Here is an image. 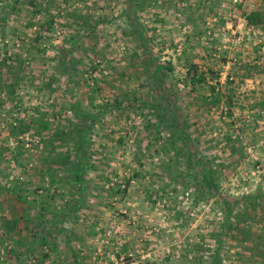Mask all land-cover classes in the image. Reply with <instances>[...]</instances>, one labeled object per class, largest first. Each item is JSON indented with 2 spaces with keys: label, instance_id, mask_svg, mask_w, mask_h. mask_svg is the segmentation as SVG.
Listing matches in <instances>:
<instances>
[{
  "label": "rangeland",
  "instance_id": "rangeland-1",
  "mask_svg": "<svg viewBox=\"0 0 264 264\" xmlns=\"http://www.w3.org/2000/svg\"><path fill=\"white\" fill-rule=\"evenodd\" d=\"M255 10L264 0H0V264H264V23L245 18ZM70 48L78 61L62 70ZM193 64L232 109L206 107ZM20 116L33 124L14 136ZM176 117L196 158H214L217 191L203 190ZM81 157L80 170L63 165ZM223 197L241 202L228 212Z\"/></svg>",
  "mask_w": 264,
  "mask_h": 264
},
{
  "label": "trees",
  "instance_id": "trees-1",
  "mask_svg": "<svg viewBox=\"0 0 264 264\" xmlns=\"http://www.w3.org/2000/svg\"><path fill=\"white\" fill-rule=\"evenodd\" d=\"M132 1V0H130ZM245 18L248 22L249 25H260L264 23V11L261 10H255L250 12L249 14L245 15ZM133 26L136 28L137 32L140 34V36L143 37L144 33L143 30L136 25V23L133 24ZM66 51H64V53H62V51H59V60H58V64L57 66H59V68H62V70H69L66 69L68 66L72 67L74 66V62L78 61L76 59H72L74 58V55L71 56V52L73 50V48L70 49H64ZM148 51V50H147ZM153 59V68L156 71V80L161 82V74H163L164 70H165V65H163L161 62L155 61L156 59ZM156 62V63H155ZM167 67V66H166ZM168 70H172V68L169 66ZM60 73H63L62 71ZM188 77L190 78L191 82L193 84H195L193 87V89L197 90L198 86H204V85H208L209 89L211 90V94L209 96L204 95L203 97H201L202 101L204 102V104L206 105V107L208 109L215 107L216 105H218L220 102L225 101L227 106L232 109V103H233V99L232 96L229 97L227 100H223V94L221 92L220 89H217L216 85L210 83V78L214 77H209L207 72H203L200 71L198 66L196 64H193L189 67L188 69ZM53 82L49 83L52 85ZM217 84H220V82L217 81ZM14 85H12L11 87V93H14L15 90H13ZM52 87V86H51ZM161 91V95L164 98L163 100L166 99V94L163 90ZM118 104L120 105L121 100L117 101ZM71 110H73L75 113L77 112L78 114L81 113V115L83 117H93V121L95 122V118L93 114L88 113L87 111H83L82 108H80V103L76 102V101H72L71 102ZM105 108H107L105 106ZM230 115H232V112H229ZM97 115V114H96ZM99 115V114H98ZM15 123H11L10 124V133L14 136H18L22 133H25L26 131H28L29 129H31L32 124H33V119L28 118V117H17L15 120ZM85 129H81L80 134H74L75 136H73V138H75V140L77 141V144L74 145L75 151H77L78 153L82 152L85 153L86 149H85V143L87 142V135H85L86 130L89 128V126L84 127ZM176 128L178 130V133L180 135H182L181 141L184 142L185 144H187V148H186V152L188 155V158L190 160V163L192 162V164H197L198 165V169H196V171H199L202 175V188L207 189V190H218V183L216 181V168L214 167L213 163H214V158L209 156L210 158H196V154H197V149L194 144V146L192 147V150L190 151L188 148V143H194V140H196L195 138H192L189 133H188V124L183 120H180L179 118L176 117ZM71 132H67V133H63L61 135H68ZM57 134V133H56ZM60 135V134H58ZM57 136V135H56ZM231 138V137H230ZM229 138V139H230ZM80 139V141H79ZM196 143V142H195ZM175 147V145H173ZM194 149V150H193ZM65 162L63 163V165H65V168H67L69 165H75L76 169L80 170L82 168V165L84 166V161H83V157L80 158L79 162L77 163H73L70 159L65 158L64 160ZM51 162H55L57 163L56 159H53ZM140 164L142 165L143 163L141 161H139ZM78 171L76 170V173ZM134 176L140 177L141 176V172L140 171H135ZM129 183L126 184L125 188L128 186ZM119 190H121V188H119ZM248 198V197H245ZM250 198V197H249ZM251 199V198H250ZM223 202L225 203V208L227 209L228 212H232L233 208L241 202V200L239 198H235L234 200H229L227 197H223ZM14 223V222H12ZM238 228V227H237ZM239 229V228H238ZM243 232H247L246 228L242 227L241 229H239ZM220 242H222L221 238H220ZM219 261V260H217ZM214 262V264H216V262ZM39 264H44V261L42 260Z\"/></svg>",
  "mask_w": 264,
  "mask_h": 264
}]
</instances>
